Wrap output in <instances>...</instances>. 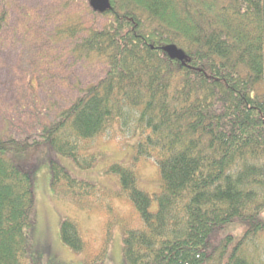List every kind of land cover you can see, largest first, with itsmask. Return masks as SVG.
<instances>
[{
  "label": "trees",
  "instance_id": "obj_1",
  "mask_svg": "<svg viewBox=\"0 0 264 264\" xmlns=\"http://www.w3.org/2000/svg\"><path fill=\"white\" fill-rule=\"evenodd\" d=\"M90 1L83 9L108 20L101 29L82 24L74 33L80 18L67 17L49 39L74 43V57L99 63L104 75L29 113L39 123L24 138L0 135V264H27L43 164L52 185L64 182L75 198L106 190L58 159L77 173L94 170L90 142L110 132L135 142L129 165L103 170L119 178V196L143 222L124 232V264H264V0H109L103 14ZM76 2L62 0L55 13ZM7 21L2 11L0 34ZM171 45L184 60L165 51ZM145 160L162 181L154 195L138 187ZM61 235L84 250L73 221H63ZM107 248L108 239L96 262Z\"/></svg>",
  "mask_w": 264,
  "mask_h": 264
},
{
  "label": "rangeland",
  "instance_id": "obj_2",
  "mask_svg": "<svg viewBox=\"0 0 264 264\" xmlns=\"http://www.w3.org/2000/svg\"><path fill=\"white\" fill-rule=\"evenodd\" d=\"M61 2L0 0V14L8 13L7 27L0 34V135L3 137L24 138L30 127L39 123V118L29 113L52 109L51 104L75 98L82 88L97 83L104 75L99 63L74 57V43L55 44L49 38L67 17L80 18L72 23L76 27L74 33H79L76 30L82 24L85 29H101L107 18L89 15L83 9L85 0H77L74 6L67 11L60 10L62 15H57L55 9L59 10ZM29 78L34 79L31 88ZM113 134L110 132L90 142L92 150L98 152L94 170L80 172L81 175L70 159H58L73 177L106 188H97L98 192L90 198L73 197L64 182L54 187L47 163L37 170L34 176L36 219L29 234L31 251L26 257L27 264H124V232L143 228V222L133 203L119 196V178L104 172L112 164L129 165L133 157L135 142L128 140L129 134L117 137ZM135 172L142 191L150 195L160 192L162 181L153 160L140 162ZM65 220L77 225L85 245L82 252L73 251L63 241L61 225ZM107 239V255L96 262Z\"/></svg>",
  "mask_w": 264,
  "mask_h": 264
},
{
  "label": "water",
  "instance_id": "obj_3",
  "mask_svg": "<svg viewBox=\"0 0 264 264\" xmlns=\"http://www.w3.org/2000/svg\"><path fill=\"white\" fill-rule=\"evenodd\" d=\"M90 5L92 9L100 14H103L110 7L109 0H91ZM165 51L172 57L184 60L185 54L179 50L176 46L171 45L165 48Z\"/></svg>",
  "mask_w": 264,
  "mask_h": 264
}]
</instances>
